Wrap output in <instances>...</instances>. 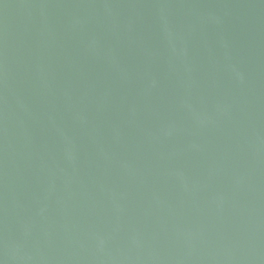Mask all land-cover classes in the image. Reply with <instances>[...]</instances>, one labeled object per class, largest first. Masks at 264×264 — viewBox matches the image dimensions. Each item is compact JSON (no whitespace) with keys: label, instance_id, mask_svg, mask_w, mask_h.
<instances>
[{"label":"water","instance_id":"obj_1","mask_svg":"<svg viewBox=\"0 0 264 264\" xmlns=\"http://www.w3.org/2000/svg\"><path fill=\"white\" fill-rule=\"evenodd\" d=\"M0 264H264V0H0Z\"/></svg>","mask_w":264,"mask_h":264}]
</instances>
